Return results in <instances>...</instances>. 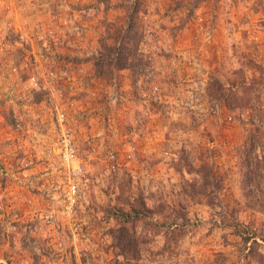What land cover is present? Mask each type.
<instances>
[{"label":"rangeland","instance_id":"374dc122","mask_svg":"<svg viewBox=\"0 0 264 264\" xmlns=\"http://www.w3.org/2000/svg\"><path fill=\"white\" fill-rule=\"evenodd\" d=\"M133 1L0 0V264H214L219 252L225 264H264L224 223L234 215L264 235V0H141L148 71L97 76L99 39ZM216 79L239 93L253 85L251 105L231 111L211 99ZM60 113L84 168L76 231L60 215L70 182ZM204 160L222 178L215 206L184 192L197 177L188 163ZM142 200L156 211L135 221L148 242L127 260L111 229L134 222L127 213ZM48 209L55 226L43 223Z\"/></svg>","mask_w":264,"mask_h":264},{"label":"trees","instance_id":"16d2710c","mask_svg":"<svg viewBox=\"0 0 264 264\" xmlns=\"http://www.w3.org/2000/svg\"><path fill=\"white\" fill-rule=\"evenodd\" d=\"M200 2L202 0H196ZM199 4H196L198 6ZM144 3L141 0H134L127 9V18L123 25L108 26L107 34H104L99 39V49L92 57L96 69V75L105 79H111L123 69H129L135 75V80L146 73L150 67L151 60L145 56L141 50L142 40L144 39V32L142 22L140 20V13L144 10ZM112 25V24H111ZM232 86H235L232 84ZM232 86L227 88L219 79L212 80L208 86V92L211 99L217 98L223 102L225 107L231 111L237 109L247 108L251 105V92L254 86L250 84L245 87L246 92L239 93L238 90L233 89ZM41 93V94H40ZM43 98L42 92L36 94V101ZM253 144L245 148L246 159L243 161L246 169L242 170L244 186L248 187L254 181L253 170L250 167L251 153L253 152ZM192 163V162H191ZM188 163L187 169L189 172L196 173L197 177L193 180H186L184 192L192 194L191 197L199 202L205 201L210 206L219 204V190L222 187V178L216 170L215 163L204 160L199 166H194ZM260 200L251 198L250 205L262 209L258 206ZM259 203V204H258ZM131 212H128L129 220H134L130 225L126 222L118 227L111 229V234L114 243L117 247L118 254L123 255L127 260L136 261L141 257L142 244L148 242L147 238L138 237L136 235V222L142 210L149 214L156 211L141 201V207L138 209L133 203ZM264 208V207H263ZM123 213V212H122ZM182 217V216H180ZM224 221V219H223ZM177 223V222H174ZM227 226L233 228V233L242 238V243L247 246V255L259 262H264V252L261 250V242L264 240L263 231L257 233L250 224H245L236 216H226L225 222ZM139 264V263H134ZM214 264H225L224 252L216 254Z\"/></svg>","mask_w":264,"mask_h":264},{"label":"built area","instance_id":"2783aa9c","mask_svg":"<svg viewBox=\"0 0 264 264\" xmlns=\"http://www.w3.org/2000/svg\"><path fill=\"white\" fill-rule=\"evenodd\" d=\"M32 84L38 86L40 81L36 75L31 78ZM58 124L60 127V139H59V154L62 161L68 166L70 182L68 189L65 192L62 207L60 209V215L64 217L69 224V229L76 231L79 225L75 221L77 206L82 200V192L78 181L79 175L84 171L83 166L78 159V152L76 145L72 138V133L66 124L65 114L60 113L57 115ZM57 212L54 209H48L42 214L43 223L46 226H55L57 220ZM31 231L37 233L40 231L41 226L34 224L30 227ZM59 246L63 247V240H59ZM92 264V263H90Z\"/></svg>","mask_w":264,"mask_h":264},{"label":"crops","instance_id":"0c3cea01","mask_svg":"<svg viewBox=\"0 0 264 264\" xmlns=\"http://www.w3.org/2000/svg\"><path fill=\"white\" fill-rule=\"evenodd\" d=\"M35 166H36V165H34V164L31 166V169H30L31 172H30V173H32L33 171L36 170ZM19 196H21V195H19V193H18V194H17V197H19ZM14 198L16 199V197H14ZM0 215H2L1 212H0ZM14 243H16V241L13 242V246H14ZM5 245L8 246L7 244H5ZM14 247H16V246H14ZM0 248H1V247H0ZM3 250H4V249H3ZM7 257H8V256H7V255H3V253L0 254V262H7L6 259H5V258H7ZM21 261H22V260H21Z\"/></svg>","mask_w":264,"mask_h":264}]
</instances>
